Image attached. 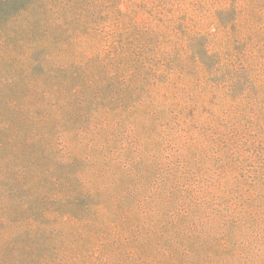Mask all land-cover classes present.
Listing matches in <instances>:
<instances>
[{"label": "rangeland", "instance_id": "374dc122", "mask_svg": "<svg viewBox=\"0 0 264 264\" xmlns=\"http://www.w3.org/2000/svg\"><path fill=\"white\" fill-rule=\"evenodd\" d=\"M98 1L0 0V264L93 262L79 251L80 224L107 217L115 201L91 176L123 147L67 132L148 70L264 92V0H114L106 13L85 10ZM113 22L134 66L96 80L65 66L80 35Z\"/></svg>", "mask_w": 264, "mask_h": 264}, {"label": "trees", "instance_id": "16d2710c", "mask_svg": "<svg viewBox=\"0 0 264 264\" xmlns=\"http://www.w3.org/2000/svg\"><path fill=\"white\" fill-rule=\"evenodd\" d=\"M113 1L85 10L106 13ZM114 25L80 35L65 66H83L89 80L134 66ZM77 134L123 147L91 176L115 201L107 217L80 224L91 264H264V92L162 80L150 69L67 132Z\"/></svg>", "mask_w": 264, "mask_h": 264}]
</instances>
